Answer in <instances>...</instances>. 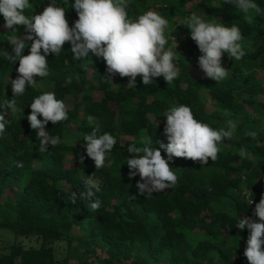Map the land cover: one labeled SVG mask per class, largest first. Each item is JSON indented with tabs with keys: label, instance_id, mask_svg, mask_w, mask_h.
<instances>
[{
	"label": "trees",
	"instance_id": "16d2710c",
	"mask_svg": "<svg viewBox=\"0 0 264 264\" xmlns=\"http://www.w3.org/2000/svg\"><path fill=\"white\" fill-rule=\"evenodd\" d=\"M51 2L29 0L32 8L25 15L39 14ZM55 3L65 9L73 26L78 19L75 0ZM255 3L264 10V0ZM128 4L132 19L152 10L169 21L165 49L175 37L178 52L173 62L179 76L171 84L162 76L153 78L147 86L137 76L136 86L127 87L129 78L118 74L112 83L103 81L107 75L103 58L90 52L87 58L74 60L70 43L58 56H47L50 75L34 77L36 85L16 97L17 111L9 110V123L0 136V227L37 237L40 244L36 248L11 244L8 252L0 251V264H59L53 248L58 241L65 242L70 253L60 264H249L243 254L249 231L235 225L241 217L258 220L253 211L264 194V14L252 13L249 23L225 0H128ZM193 12L206 21L217 18L225 26L236 24L242 32L246 54L239 61L224 54L222 66L229 69L225 80L207 78L198 66L202 53L186 24ZM3 24L0 14V104L13 98L11 79L17 77L19 66L2 55L11 52L7 38L13 34ZM15 28L18 37L25 34L24 26ZM27 43L24 55L30 51L31 41ZM66 77H71L70 84H65ZM49 91L64 101L68 119L46 125L45 131L60 137V143L41 153L37 130L27 117L33 99ZM180 104L214 129H227L229 119L237 129L224 140L214 162L209 158L202 166L173 156L169 164L178 176L177 186L145 199L135 186L139 175L131 179L128 175V146H140V139L149 136L152 147L167 144L164 114ZM94 127H99L98 135L108 132L117 141L99 169L86 157L84 141V134ZM249 131L256 137H249ZM160 151L168 159L165 150ZM91 175L100 191L71 203L70 193L84 192V181ZM245 191L253 193L251 205ZM130 195L137 198L130 200ZM95 199L101 207L93 211L90 204Z\"/></svg>",
	"mask_w": 264,
	"mask_h": 264
},
{
	"label": "clouds",
	"instance_id": "9594fccd",
	"mask_svg": "<svg viewBox=\"0 0 264 264\" xmlns=\"http://www.w3.org/2000/svg\"><path fill=\"white\" fill-rule=\"evenodd\" d=\"M231 3L240 12L245 14L247 22H252V13L264 14V10L255 3V0H225ZM128 0H75L73 5L78 19L73 26H69L65 9L56 5L52 0L42 12L31 17L25 15V10L31 9L29 0H0V14L4 17L3 27L13 33L8 36L11 52L4 51L2 55L11 64L19 63L16 69L18 75L11 79L13 98L6 99L0 104V136L6 131L9 120L6 119L9 110L17 111L16 97L23 95L28 86H35L34 77H47L50 75L47 56H58L64 44L70 43L72 58L82 60L91 52L94 56L103 58L106 62L107 75L103 81L112 83V78L119 75L127 77V87L136 86L137 76L142 77V83L149 85L153 78L163 77L167 84H171L178 76L179 71L174 64L178 42L172 37L174 43L165 49L168 38L165 29L169 21L159 13L149 10L135 19L129 17ZM217 18L206 21L195 12L186 18L190 37L202 53L198 57V66L207 78L217 82L227 79L229 69L222 66V58L227 53L230 60H241L245 56L240 41L243 39L240 28L233 24L225 26ZM24 26L23 36L15 35V26ZM29 54L24 50L29 47ZM43 50V54L41 52ZM72 82L71 77L65 78V84ZM31 113L27 120L33 130H37V139L40 141L39 152H47L48 146L60 143V137L52 136L45 131L49 122L57 124L68 119L66 104L58 100L54 92H44L36 96L30 104ZM225 115H229L225 110ZM166 124L164 135L167 144L158 142L160 147H152L151 137H142L140 146L132 143L127 152L129 178L139 175L136 183L139 195L145 199L151 198L153 193L165 191L177 186L178 176L172 170L169 161L173 156L187 158L201 165L216 161L220 146L225 139H231L237 129V124L229 119L227 129H214L209 124L195 118L192 109L184 104L173 106L164 114ZM42 117L43 119H38ZM92 120V117H89ZM99 127L92 128L91 132L84 134L86 157L94 161L95 168L105 166L108 153L116 145V138L108 132L98 135ZM249 137L255 138L257 133L249 131ZM160 149H164L168 159L162 156ZM245 152L241 149V154ZM84 156L80 157L83 163ZM22 166V165H19ZM85 191L79 196L72 191L71 203L77 199H91L100 191V186L92 175L84 181ZM211 191V189H208ZM249 205L253 203L252 191H245ZM136 195H130L135 200ZM101 207V201L95 199L90 208L93 211ZM252 217H241L235 227L249 231L244 256L249 264H264V194L255 204Z\"/></svg>",
	"mask_w": 264,
	"mask_h": 264
},
{
	"label": "rangeland",
	"instance_id": "374dc122",
	"mask_svg": "<svg viewBox=\"0 0 264 264\" xmlns=\"http://www.w3.org/2000/svg\"><path fill=\"white\" fill-rule=\"evenodd\" d=\"M94 163V161H93ZM97 182V180H95ZM14 243L23 244L26 248L38 247L40 240L37 237H24L14 234L11 230L0 227V251L8 252L9 246ZM55 257L59 261L63 260L64 257L70 256L65 242L58 241L53 245Z\"/></svg>",
	"mask_w": 264,
	"mask_h": 264
}]
</instances>
